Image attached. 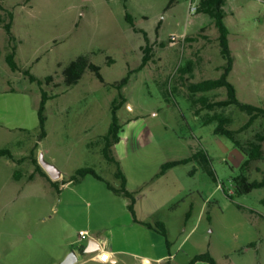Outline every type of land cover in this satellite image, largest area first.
I'll use <instances>...</instances> for the list:
<instances>
[{
  "label": "rangeland",
  "instance_id": "1",
  "mask_svg": "<svg viewBox=\"0 0 264 264\" xmlns=\"http://www.w3.org/2000/svg\"><path fill=\"white\" fill-rule=\"evenodd\" d=\"M168 1L127 0L135 26L150 36L154 57L142 70L134 72L122 89L127 103L118 111L123 130L119 143L112 148L113 155L123 172L138 181L150 179L163 160L190 156L203 149L210 157L216 181L201 164L189 162L176 167L168 183H182L191 191L165 205L166 197L153 190L157 192L158 214L171 219L175 243L190 233L186 250H209L221 264H264V188L234 195V199L228 196L234 192V178L241 173L245 156L230 139L214 134V124L205 125L194 113L192 98L178 72L180 64L193 59L191 81L221 75L224 59L218 29L208 15L196 12L199 18L193 20L188 0H176L165 10ZM0 3L14 13L12 32L18 40L16 61L20 69H30L40 79L54 76L53 83L41 86L20 70H11L5 60L11 44L0 27V149L9 148L18 158L34 149L39 162L43 157L62 173L60 191L41 178L22 188L23 182L13 180V164L6 165V157L0 159V201H8L3 198L6 192L25 189L27 193L26 207L18 203L19 199L17 204L6 207L0 204V264H42L66 247V240L73 234L70 224L102 228L109 222L108 200L116 196L103 180L87 175L77 183L65 182L77 168L92 167L114 186L119 184L114 176L115 165L105 160L95 141L111 123V104L119 92L112 85L140 65L145 41L126 21L122 0ZM226 11L235 57L229 80L242 101L264 106V0H229ZM0 15L6 17L4 10ZM160 20L157 37L155 30ZM202 23L203 30L198 28ZM184 36L199 41L185 40ZM84 53H91L92 62L101 67L104 82L87 69L76 85L65 86L64 67ZM108 57L114 62L109 64ZM42 88L56 96L46 103L48 135L39 140ZM206 94L222 99L227 90L221 87ZM225 113L232 117L234 129L248 119L235 106ZM259 130H264L263 118L238 138L246 142ZM33 167L29 160L16 166L22 172ZM194 167L198 171L190 176L188 172ZM248 176L250 180L262 179L264 160L255 162ZM151 187H145V191H152ZM87 201L94 203L91 211L84 207ZM190 203V223L181 235L179 216L173 213L178 209L176 214L183 216ZM72 248L77 250L78 245ZM88 256L79 253V261Z\"/></svg>",
  "mask_w": 264,
  "mask_h": 264
},
{
  "label": "trees",
  "instance_id": "2",
  "mask_svg": "<svg viewBox=\"0 0 264 264\" xmlns=\"http://www.w3.org/2000/svg\"><path fill=\"white\" fill-rule=\"evenodd\" d=\"M123 6L125 8V19L132 26L135 32L141 33L144 37L145 43L141 46L142 60L140 65L135 69H129L127 74L118 82L113 83L112 86L118 89V97L114 98L111 104V123L107 132L101 135L95 144L100 145V150L105 158V160L113 165H115L114 176L119 180L118 186H114L108 182L102 175H100L96 169L92 167H80L77 168L69 177L65 183H77L81 181L87 175H93L96 178L103 180L107 187L118 193L123 194L129 198L128 208L130 212L135 217V203L138 191H129L127 188V177L123 172L120 162L113 155L112 148L115 144L119 143L121 136L120 133L123 130V126L119 123L118 111L119 109L127 103V99L122 93V89L128 84L131 75L134 72L142 70L154 57L153 44L151 43L150 36L148 32L143 29L137 28L134 23L133 16L127 10V0H122ZM176 0H169L165 10L170 8ZM227 0H200V5L197 12L208 15L210 21H212L218 29V42L220 45V52L224 59V63L220 65L221 75L218 78L203 79L197 82L190 80V75L194 70V60L188 59L183 64L178 67L179 76L187 87L190 93V98H192L193 105L195 107L194 113L201 116L202 121L205 125L215 124L214 134L225 136L232 141L234 146L238 148L245 156L244 160L240 164L241 173L234 178V192L228 194L231 199H234V195L248 194L256 188H264V177L260 180H250L248 173L251 170L255 162L264 160V130H259L255 132L252 139L246 142L241 141L238 135L242 132L249 130L255 122L263 118L264 119V106L251 104L242 101L238 97L237 88L234 83L229 80L230 73L233 70L235 57L233 55L230 46V30L225 22V17L227 11L225 9ZM0 10H4V15H0V27H3L7 33L9 43L11 44V50L6 54L5 60L8 66L13 71L20 70L24 76H26L31 82H37L39 85L44 83L50 84L54 82V76L48 75L44 79L38 78L34 75L30 69L21 70L16 61V50H17V38L12 32L14 13L12 10L7 9L0 3ZM162 25V20L158 22L155 30V34L159 37V30ZM203 30V28H201ZM208 36L205 35V38ZM185 40L193 41L196 38L193 36H186ZM172 41L174 37H171ZM162 44V43H161ZM163 46V45H161ZM114 59L108 57V63H113ZM87 69H90L95 73L97 78L104 82V78L101 73V67L91 60V53H84L78 55L74 60L69 62L62 71L63 83L65 86L70 87L76 85ZM225 87L227 90V95L225 98L216 99L210 98L206 92ZM174 92V88L171 90ZM55 94H49L45 89L42 88L41 100L38 107V120H39V134L38 139L43 140L47 136V116H46V103L49 99L54 98ZM235 106L239 110L245 112L248 115V119L241 126L234 129L231 127L232 117L225 113V110L229 107ZM204 111V112H203ZM203 112V113H202ZM92 145V143H90ZM7 156L12 160L21 163L25 160H29L35 165V172L43 176L57 191H60L59 179H52L49 174L45 171L41 163L39 162L37 156L35 155V150H31L29 155L16 157L9 148L0 149V157ZM192 160H198L208 174L216 181V176L210 167V157L204 150L200 149L194 152L187 158L167 161L162 164L159 173L156 177L164 175L169 169L186 164ZM35 173V174H36ZM18 178V174L16 175ZM30 179L34 178V175L29 176ZM193 207L189 209L186 213V218H190L192 214ZM144 224L157 230L166 240L168 247H170L171 242L169 239V230L166 224L160 219H156L154 223L144 221ZM254 246L255 244H251ZM198 261H204L208 264H221L212 255V253L207 250L195 254L188 263L186 264H196Z\"/></svg>",
  "mask_w": 264,
  "mask_h": 264
},
{
  "label": "crops",
  "instance_id": "3",
  "mask_svg": "<svg viewBox=\"0 0 264 264\" xmlns=\"http://www.w3.org/2000/svg\"><path fill=\"white\" fill-rule=\"evenodd\" d=\"M169 2V1H168ZM229 0H227L226 5L228 4ZM225 5V9H226ZM167 6V5H166ZM231 13H233L231 11ZM200 14H193L190 17L193 20L199 18ZM227 17V15H226ZM225 17V22H226ZM212 22V21H211ZM227 24V23H226ZM200 24L198 28H202ZM188 32H186L187 34ZM185 34V35H186ZM185 37V36H184ZM195 41H199L195 39ZM202 55V53L200 54ZM202 56H200L199 60L201 61ZM203 60V59H202ZM234 69V67H233ZM215 126V124H214ZM214 132V129H213ZM48 135V133H47ZM216 135V134H215ZM47 137V136H46ZM37 145V144H36ZM203 150V149H202ZM6 157L3 161L6 165H10L11 163L15 167V170L12 174L13 180L16 182H23L22 188L27 185V182L33 181L37 178H41L47 183H49L43 176L35 172V165L33 164V169L31 171L27 170L22 172L20 169L16 168L17 165L23 164L25 161L18 163L7 156H1L0 159ZM186 157H178V158H169L167 160H163L159 162L156 172L154 175L149 179H141L135 181L133 178L128 176L127 172L124 171L127 177V188L129 191H138L136 196V203H135V217L137 220L134 219L133 214L130 212L128 208L129 198L123 194H118L112 190L113 194H115V198L111 197L109 201V213L110 219L108 224L103 226L102 228L96 227L94 225H71L69 226V230L73 232V234L69 235V238L66 240V247L63 248L61 253L57 256H53L43 262L42 264H61V262L67 257L70 251L74 250L72 247L74 245H78V249L75 251L78 254V261L75 264H82V263H92V264H186L189 262L191 257L195 254L203 252H193L190 249H184L186 246V239L190 235V233L179 243H175L172 238V223L171 219L164 218L158 214L159 207L156 206V195L163 194L166 198L164 200L165 205L171 203L175 199L182 198L186 195L187 191H191V188L186 187L182 183H168L170 176L173 174L176 167L175 166L169 169L164 175L159 176L155 181L153 180L156 175L159 173L161 166L163 163L172 160L184 159ZM195 165H200L198 160H192ZM186 164H182L179 166H185ZM46 171V170H45ZM197 167H194L188 173L189 175H194L197 173ZM47 172V171H46ZM207 172V171H206ZM36 173V174H35ZM48 173V172H47ZM18 174V178L16 175ZM34 175V178L30 179L29 176ZM50 176V175H49ZM62 173L60 172L59 182L61 179ZM153 180V181H152ZM165 180V181H160ZM152 181V183H151ZM50 184V183H49ZM51 185V184H50ZM118 186V185H116ZM152 186L150 192L145 191V187ZM61 189V188H60ZM154 190V191H153ZM6 195L3 198H7V202H1L6 207V204H17L16 200L19 199V202L23 207L27 206L26 196L27 193L25 189H19L16 192H6ZM1 197V196H0ZM2 198V197H1ZM11 200V202H9ZM94 203L92 201H87L84 204V207L91 211L93 208ZM3 206V207H4ZM193 207V203H190L186 208L184 215L180 217L177 215L178 209H176L173 213L174 216L178 217V229L181 232V235L186 232L188 229L190 218H186V213L189 209ZM193 211V209H192ZM156 219H160L163 221L168 230H169V239L171 242L170 247H168L165 238L155 229L147 226L143 222L148 221L154 223ZM194 227L191 229V231ZM80 231H86L88 234L86 237L81 238L79 235ZM70 234V233H69ZM104 248L111 252V260L108 262H103L98 259L96 254L97 251L87 252V249H95V248ZM182 252V253H181ZM79 253L81 254H89L81 262L79 261ZM196 264H208L204 261H198Z\"/></svg>",
  "mask_w": 264,
  "mask_h": 264
},
{
  "label": "water",
  "instance_id": "4",
  "mask_svg": "<svg viewBox=\"0 0 264 264\" xmlns=\"http://www.w3.org/2000/svg\"><path fill=\"white\" fill-rule=\"evenodd\" d=\"M40 163L43 168L48 172L52 179H58L60 176V171L52 164L44 160L43 157L40 159ZM99 249H87V252L97 251ZM78 261V254L75 250H72L67 257L61 262V264H75Z\"/></svg>",
  "mask_w": 264,
  "mask_h": 264
},
{
  "label": "built area",
  "instance_id": "5",
  "mask_svg": "<svg viewBox=\"0 0 264 264\" xmlns=\"http://www.w3.org/2000/svg\"><path fill=\"white\" fill-rule=\"evenodd\" d=\"M199 5H200V0H188V13H190V15L195 14L198 10ZM87 234L88 233L86 231L79 232L81 238L86 237ZM96 256L100 261L103 262H108L111 260V252L104 248L99 249Z\"/></svg>",
  "mask_w": 264,
  "mask_h": 264
}]
</instances>
